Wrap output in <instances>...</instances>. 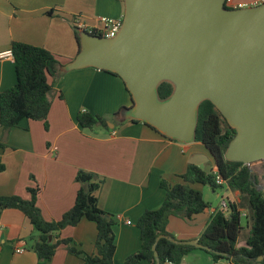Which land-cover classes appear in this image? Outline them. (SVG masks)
I'll list each match as a JSON object with an SVG mask.
<instances>
[{
    "label": "crops",
    "instance_id": "obj_1",
    "mask_svg": "<svg viewBox=\"0 0 264 264\" xmlns=\"http://www.w3.org/2000/svg\"><path fill=\"white\" fill-rule=\"evenodd\" d=\"M261 1L230 0L233 8ZM50 9L52 15H47ZM123 11V0H0V52L10 50L12 41H19L46 48L65 64L78 51L74 18L86 26H97L99 17L121 20ZM15 83L13 58H0V92ZM49 98L45 120L24 118L6 133L0 128V196L29 198V189L38 188L37 205L42 217L58 220L74 203L79 187L75 180L77 170L97 174L103 179L97 191L98 206L115 220L114 264H122L140 247L137 219L145 210L156 209L162 203L161 181L181 183L180 175L189 164L203 168L209 163L215 170L214 159L200 141L183 143L160 135L141 121L113 117L120 108L129 107L131 99L121 78L109 72L93 67L63 71L53 81ZM82 111L105 117L107 128H82L76 119ZM192 186L204 198L205 185ZM222 190L225 199L221 201H239L238 190L227 186ZM219 206H209L191 219L171 216L168 232L182 240L199 238ZM247 234L248 228L242 229L241 245ZM59 236L70 239L77 249L92 253L96 226L93 221L81 219L76 225L63 228ZM36 237L37 232L21 211L2 210L0 264L79 261L64 245L50 259H38L30 248ZM17 247L24 250L16 252ZM180 263L232 264L223 259L214 261L199 249L187 253Z\"/></svg>",
    "mask_w": 264,
    "mask_h": 264
},
{
    "label": "water",
    "instance_id": "obj_2",
    "mask_svg": "<svg viewBox=\"0 0 264 264\" xmlns=\"http://www.w3.org/2000/svg\"><path fill=\"white\" fill-rule=\"evenodd\" d=\"M224 3L123 0L118 32L103 37L80 30L79 50L60 69L93 67L118 75L131 99L120 116L183 143L195 141L199 105L210 101L235 131L225 159L242 162L254 172L264 162V0L238 8ZM162 82L172 85L165 99L157 94ZM203 170L211 171V165ZM255 185L264 194L262 167ZM161 237L225 255L198 238L160 234L152 244L156 264ZM263 258L259 255L255 261Z\"/></svg>",
    "mask_w": 264,
    "mask_h": 264
},
{
    "label": "trees",
    "instance_id": "obj_3",
    "mask_svg": "<svg viewBox=\"0 0 264 264\" xmlns=\"http://www.w3.org/2000/svg\"><path fill=\"white\" fill-rule=\"evenodd\" d=\"M225 4L226 1L224 6L233 8ZM52 12L53 10L50 9L46 14L52 15ZM78 32L75 29L79 50ZM10 51L15 66L16 83L13 87L0 92V128L4 133L24 118L46 119L50 108L49 94L53 81L63 73L60 69L61 61L46 48L12 41ZM50 78L52 81L49 80ZM171 90L170 83L162 82L157 88V94L160 99H165ZM123 108L116 111L113 117L119 120L126 119L120 116ZM76 119L82 128L94 129L97 126L107 128L105 117L89 112L78 113ZM131 121L138 122L134 119ZM148 126L158 132L154 127ZM234 133V129L227 124L210 101L204 100L200 103L195 140L206 147L214 159L216 168L206 172L201 166L189 164L185 173L180 175L181 183L168 184L161 181L160 185L164 189L162 203L156 209L145 210L137 219L140 247L129 254L122 264H156L152 244L160 234L173 236L167 229L169 218L177 216L182 219H191L209 208L210 204L204 200L199 190L193 188V184L209 185L214 191L224 186L239 191V201L228 202L227 211L218 208L211 215L198 238L201 244L225 255L193 245L177 244L166 237H161L156 244L160 264H164L166 260L181 262L187 253L195 249L209 253L214 261L223 259L232 264L264 263V258L261 261H255L257 256L264 254V194L262 190L256 188L255 182L258 181V175L255 172H251L242 162L228 161L224 157L227 144ZM261 167L264 181V162ZM217 175L221 179L220 184L216 182ZM75 180L79 187L74 203L58 220L47 221L42 217L37 205L38 188L29 189V198L16 195L0 196V212L7 208L18 209L28 218L37 232V237L30 248L36 253L38 259H50L56 249L64 245L68 253L78 258L77 264H114L115 220L98 206L97 191L103 179L93 172L79 169L75 174ZM243 211H245V226L241 224ZM81 219L93 221L96 226L92 253L77 249L71 244L70 239L59 236L63 228L74 226ZM244 228H248V234L244 239V245L238 246L237 242ZM49 236H51L50 241Z\"/></svg>",
    "mask_w": 264,
    "mask_h": 264
},
{
    "label": "built area",
    "instance_id": "obj_4",
    "mask_svg": "<svg viewBox=\"0 0 264 264\" xmlns=\"http://www.w3.org/2000/svg\"><path fill=\"white\" fill-rule=\"evenodd\" d=\"M227 6L232 7V4L230 0H225ZM263 1V0H262ZM239 7L242 5L239 4ZM73 24L75 29L78 31L84 29L88 31L91 34L94 35H99L103 37H113L119 30L120 25H121V20L120 19H113V18H108V17H99V24L97 26H86L84 23H82L78 18L73 19ZM12 57L11 51H4L0 52V58L2 57ZM216 182L218 184L221 183L220 177L217 175L216 176ZM219 208L223 209L224 211H227L228 209V202L226 200H222L220 202ZM127 224H130V221H126ZM24 249L22 247H17L15 249L16 252H22ZM164 264H181L180 262H174L171 260H166Z\"/></svg>",
    "mask_w": 264,
    "mask_h": 264
},
{
    "label": "rangeland",
    "instance_id": "obj_5",
    "mask_svg": "<svg viewBox=\"0 0 264 264\" xmlns=\"http://www.w3.org/2000/svg\"><path fill=\"white\" fill-rule=\"evenodd\" d=\"M261 171V165H258L254 168V172L259 175ZM203 194L204 198L207 200V202L210 204V207H217L220 204L221 198L225 199V193L222 190V188H218L215 190V192H212L211 188L208 185H205L203 188ZM246 219L244 216L241 217V224L242 226H245ZM245 229V228H244ZM243 244L242 241H238V245ZM208 255H210L208 253ZM257 264H264V263H257Z\"/></svg>",
    "mask_w": 264,
    "mask_h": 264
}]
</instances>
